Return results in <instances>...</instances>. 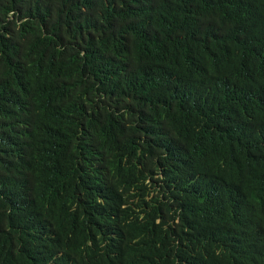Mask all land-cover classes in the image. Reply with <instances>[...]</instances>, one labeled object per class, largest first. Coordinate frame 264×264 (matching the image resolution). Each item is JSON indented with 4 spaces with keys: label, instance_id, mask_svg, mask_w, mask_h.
Segmentation results:
<instances>
[{
    "label": "trees",
    "instance_id": "trees-1",
    "mask_svg": "<svg viewBox=\"0 0 264 264\" xmlns=\"http://www.w3.org/2000/svg\"><path fill=\"white\" fill-rule=\"evenodd\" d=\"M0 264H264V0H0Z\"/></svg>",
    "mask_w": 264,
    "mask_h": 264
},
{
    "label": "bare ground",
    "instance_id": "bare-ground-1",
    "mask_svg": "<svg viewBox=\"0 0 264 264\" xmlns=\"http://www.w3.org/2000/svg\"><path fill=\"white\" fill-rule=\"evenodd\" d=\"M15 56V55H14Z\"/></svg>",
    "mask_w": 264,
    "mask_h": 264
}]
</instances>
